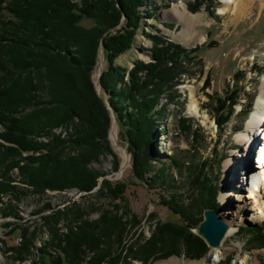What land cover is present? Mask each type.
<instances>
[{
    "label": "trees",
    "instance_id": "trees-1",
    "mask_svg": "<svg viewBox=\"0 0 264 264\" xmlns=\"http://www.w3.org/2000/svg\"><path fill=\"white\" fill-rule=\"evenodd\" d=\"M113 1L0 0V218L20 219L17 206L30 194L41 199L48 190L76 187L91 192L96 188L100 174L89 166L100 155L111 153L108 138L112 114L128 143L137 178L150 186H164L169 181L171 165L194 191L199 190L197 200L195 196L188 205L172 208L180 223L189 224L184 233L199 226L206 209L220 212L217 179H206L209 159L202 158L197 164L196 158L181 162L173 156L171 162L165 163L155 149L160 122L181 96L178 88L187 72L181 69V62L194 54L161 35L147 33L154 44L152 62H136L129 70L115 65L116 58L134 45L148 1ZM84 18L93 19L95 26H82ZM123 18L126 24L117 35L104 36L118 27ZM101 41L109 64L101 76V87L112 112L97 95L92 81ZM200 48L194 49L195 54ZM224 97L214 109L220 130L226 128L239 100L236 94ZM179 121L185 126L188 123L181 116ZM58 129L68 135L62 137L57 134ZM193 139L197 153L201 148L196 137ZM157 164L161 167L156 168ZM15 171L20 180L13 177ZM105 184L109 192H115L112 185ZM171 202L166 205L171 206ZM49 208L45 204L37 213ZM192 208L197 216L191 213ZM104 218L109 226L101 237L125 227L126 223L113 213ZM85 223L91 228L89 222ZM160 228L176 243L177 238L171 234H184L180 224ZM248 230L257 235V243L264 248L263 227ZM86 236L51 232L42 247L37 248L39 264H101L117 257L112 255L116 254L113 245L99 254L87 249ZM188 236L184 244L191 254L207 251L203 239L193 233ZM34 237V233L25 230V246L19 253L14 249L21 257L20 263L31 255ZM158 245L157 241L148 244L151 250Z\"/></svg>",
    "mask_w": 264,
    "mask_h": 264
},
{
    "label": "rangeland",
    "instance_id": "rangeland-1",
    "mask_svg": "<svg viewBox=\"0 0 264 264\" xmlns=\"http://www.w3.org/2000/svg\"><path fill=\"white\" fill-rule=\"evenodd\" d=\"M147 1L145 17L134 45L118 56L114 64L129 70L136 62H152L154 44L147 33L161 35L194 54L181 62V69L187 71L178 88L181 96L160 122L155 141L156 155L165 163L171 162L173 156L181 162L196 158L194 161L197 164L202 158L209 159L205 169L206 179H217V201L221 206L219 215L231 230V225H235L233 232L230 230L222 246L210 248L207 245L205 253L191 254L184 243L189 233L197 235L196 228L190 227L184 233V227L189 224L180 223L181 219L172 208L188 205L195 196L197 200L199 190L194 191V187H190L184 176L171 165L168 167L169 181L164 186H150L137 178L133 172V158L128 143L117 122L114 124L117 127L116 140H113L111 133L114 126L111 121L108 138L111 153L100 155L89 166V169L100 174L97 187L91 192L76 187L63 191L48 190L41 199L33 194L27 196L17 206L20 219L0 218V264H39L37 248L42 247L43 241L53 231L61 235L73 232L87 235L84 238L86 248L98 254L113 245L116 254L112 255L117 257L112 256L101 264H264V248L257 243V235L248 230L255 226L263 227L264 230V185L260 186L255 197L247 186L248 177L256 175V171H262V168L256 170V167L264 147V121H260L261 128L255 130L257 142L253 139L254 155L251 154L249 158L250 170L245 169L244 161L239 157L244 155L249 143L243 135L251 127L264 84V74H261L264 70V7L261 8V0L248 1V5L254 8L239 20L233 15L236 0ZM113 2L116 3V0ZM176 7H179L178 11L170 13ZM186 18L193 21L191 37L183 35L187 26ZM125 24L123 18L118 27L110 29L104 36L117 35ZM81 25L91 28L95 22L84 18ZM104 41H101L98 49L92 81L97 95L110 111L108 99L100 86L101 76L109 65ZM197 47L201 48L195 54L194 49ZM226 94H236L239 100L226 128L220 130L215 121L214 109ZM249 111L252 113L246 120ZM180 116L188 120L186 126L179 121ZM56 132L62 137L68 135L62 129ZM193 137H196L197 146L201 148L197 153ZM125 157L129 158L128 165L124 162ZM221 159L224 161L219 164ZM228 164L234 165L231 171L227 169ZM160 167L157 164L156 168ZM13 177L20 180L18 171L14 172ZM206 179H203V183ZM106 182L114 187L115 192H109ZM169 201H172L171 206L166 205ZM45 204H49L50 208L37 213ZM228 209H231L233 216L228 215L226 218L223 213ZM111 213L121 218L126 223L125 227L101 237L104 228L109 226L104 215ZM191 213L198 215L195 208H192ZM235 213H242L239 216L243 217L241 222L237 216L234 217ZM85 222H89L91 228ZM49 223L53 224L50 228L47 225ZM179 224L183 227V237L179 233L171 234L177 238V243L161 233V226ZM25 230L34 233V248L28 259L20 263L18 253L25 246ZM166 238L167 244L164 246L162 243ZM156 241L158 247L151 250L149 242Z\"/></svg>",
    "mask_w": 264,
    "mask_h": 264
},
{
    "label": "bare ground",
    "instance_id": "bare-ground-1",
    "mask_svg": "<svg viewBox=\"0 0 264 264\" xmlns=\"http://www.w3.org/2000/svg\"><path fill=\"white\" fill-rule=\"evenodd\" d=\"M231 1L232 0H230V2ZM248 1H250L252 3L253 0L252 1L251 0H236V2H235L236 4L234 3L235 4V9L233 10L234 11L233 12L234 18L239 20V19L243 18L244 16H246L247 13H249L251 10H253L254 6H249L248 3H247ZM260 2H261V8H263L264 7V0H261ZM178 9H179V7H176L170 13L175 14L178 11ZM180 15L182 17H185L183 15V13H181ZM186 21H187L186 22L187 26H186V28H185V30L183 32V35H185L186 37H191V36H193V32L191 30V25L193 24V21L191 20V18H188ZM254 115L255 116L252 119V122H251V125H250L251 127L248 128L246 130V133H244V135H243L244 138H246L248 140V142H249L248 145H247V148L245 150V153L243 155L244 157L241 156V155L239 156V157H242V159L244 161V162L242 161L243 165H244L245 169H248V170H250V161H249L250 155L251 154H252V156L254 155L253 139L257 142V135H256V137L254 135H255L256 131L261 128L260 127L261 124L259 122L260 121L261 122L264 121V84L262 86V92L260 93L259 103L257 105V108L255 110V114ZM114 124H113V126H114ZM111 135H112L113 140L115 141L116 140V135H117V127L116 126L113 127ZM260 157L261 158L258 161L259 164H258V167H256V170H259L260 168H262L261 172L258 173L256 171V175L253 174V175L249 176V173L247 172V170H245V174H248V176H249L248 178H250L247 181L248 182L247 186L251 190V193H252V195L254 197L258 195L260 186L264 185V178H262L264 176V147L262 149V153H260ZM124 162H125L126 165H128L129 164V158L125 157ZM230 164H232V163H230ZM230 164L227 165L228 171H231L233 169V166H234V165H230ZM244 181H245V178H244ZM239 201H244V200L239 199ZM230 210L231 209H228L227 211H224L223 216H225L227 218L228 215H230L232 217L233 215L231 214ZM240 215L235 213L234 217L237 216V219L241 222V219H243V217L242 216H241L242 218L239 217ZM233 222H235V221H233ZM232 225H231L232 230L230 229V226H229V232H230V230H231V232H233V230H234L235 225L234 224H232ZM229 232L227 233V235L229 234ZM227 235H226V237H227ZM226 237H225V239H226Z\"/></svg>",
    "mask_w": 264,
    "mask_h": 264
},
{
    "label": "water",
    "instance_id": "water-1",
    "mask_svg": "<svg viewBox=\"0 0 264 264\" xmlns=\"http://www.w3.org/2000/svg\"><path fill=\"white\" fill-rule=\"evenodd\" d=\"M108 107L112 112L109 104ZM114 123H116V120L112 114V125ZM219 214L220 212L214 209H206L203 214V221L195 229V233L202 238L210 248L220 247L229 232V224L223 220Z\"/></svg>",
    "mask_w": 264,
    "mask_h": 264
}]
</instances>
